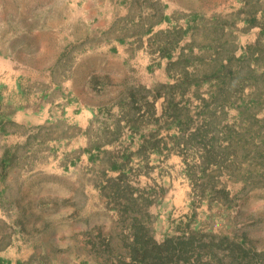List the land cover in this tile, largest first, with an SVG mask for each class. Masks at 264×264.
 Instances as JSON below:
<instances>
[{
    "label": "rangeland",
    "instance_id": "1",
    "mask_svg": "<svg viewBox=\"0 0 264 264\" xmlns=\"http://www.w3.org/2000/svg\"><path fill=\"white\" fill-rule=\"evenodd\" d=\"M168 1L148 43L164 77L99 100L88 153L22 109L28 78L90 70H28L44 60L23 2L0 0V264H264V0Z\"/></svg>",
    "mask_w": 264,
    "mask_h": 264
},
{
    "label": "crops",
    "instance_id": "2",
    "mask_svg": "<svg viewBox=\"0 0 264 264\" xmlns=\"http://www.w3.org/2000/svg\"><path fill=\"white\" fill-rule=\"evenodd\" d=\"M26 22L24 33L36 39V59L40 65L28 70H90L84 75L68 77L63 84L59 79L37 74L27 79V102L22 109L26 123L40 127L62 124L65 128L79 129L86 137L89 152L91 109L101 106V99L114 97L113 89L119 84L123 101L138 102L135 95L127 94L142 88L153 93L160 79L156 70H166L164 59L160 69L150 72L149 41L158 30L166 27L168 0H22ZM153 4V5H151ZM164 18L152 23L156 8ZM162 17V16H161ZM10 35L14 38V32ZM6 57V56H5ZM91 70H96L93 72ZM137 70V72H135ZM32 74V73H28ZM140 79L133 84V75ZM107 78L106 84L103 80ZM164 77V75H163ZM104 78V79H103ZM68 87V88H67ZM72 101L65 104L67 114L53 119L49 111L65 94ZM37 102L34 105V102ZM77 107L80 108L77 113ZM75 140V135H73Z\"/></svg>",
    "mask_w": 264,
    "mask_h": 264
},
{
    "label": "trees",
    "instance_id": "3",
    "mask_svg": "<svg viewBox=\"0 0 264 264\" xmlns=\"http://www.w3.org/2000/svg\"><path fill=\"white\" fill-rule=\"evenodd\" d=\"M119 178H123V177H118V179ZM138 240H139L138 237H136V239H135L136 243ZM166 242H169V241H166ZM138 243H139V241H138ZM154 245H156V244H154ZM163 246H165V245L164 244H161V245L157 244L155 247L160 250L161 248H163ZM131 250H132L131 251V257H132L133 261L145 262L148 259V257L151 256L150 255L151 253L149 254V252H147L146 250H144V251H141V249L137 250L135 248V245L132 247Z\"/></svg>",
    "mask_w": 264,
    "mask_h": 264
}]
</instances>
